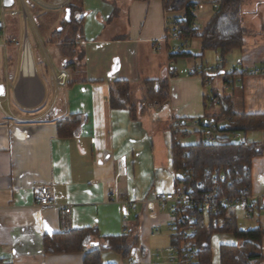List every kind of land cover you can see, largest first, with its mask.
<instances>
[{"label": "crops", "instance_id": "0c3cea01", "mask_svg": "<svg viewBox=\"0 0 264 264\" xmlns=\"http://www.w3.org/2000/svg\"><path fill=\"white\" fill-rule=\"evenodd\" d=\"M12 1L6 7L0 0V7L19 11ZM35 1L53 8L59 16L67 2ZM82 4L83 38L76 49L82 52L83 60L76 65L83 67L78 77L66 68L67 61L56 44L48 43V35L44 37L46 49L34 24L19 15L4 17L5 29L0 33V264H83V252H43L46 237L82 229L96 230L101 239L131 232L138 238V246L129 261L150 264L153 249L162 243L153 236L162 238L161 226H166L167 215L159 212L150 217L143 201L176 185L169 129L173 119L217 116L225 104L235 114H264V72L256 76L237 73L225 82L226 74L234 69L264 70L263 19L255 23L258 37L248 39L246 34L244 46L221 63L216 52L201 56L198 39L174 38L172 21L182 15L166 13L160 0H82ZM192 13L197 24L194 9ZM40 15L43 13L34 14ZM7 16L11 19L6 20ZM211 17L200 22L207 23ZM28 25L36 40L33 45ZM24 39L30 48L27 63L21 62L20 56L19 45ZM183 53L190 56L170 59ZM176 59L187 63L178 67ZM210 59L216 61L214 68L208 66ZM192 69L200 76L191 75ZM53 72H66L67 84L55 85ZM165 77L169 100L160 107L137 112L134 118L128 110L110 108L112 82H130L133 102L139 104L140 83ZM73 80L76 82L70 85ZM77 114L85 117L77 132L72 137H59L57 123ZM263 140L264 136L257 143ZM117 159L123 161L125 169L121 177H116ZM250 180L252 194L264 196V156L253 159ZM34 184L48 186L59 204L70 206L67 226L61 225L59 210L34 206ZM116 196L121 202H134V210L116 202ZM262 206L253 217L254 226H262L264 200ZM234 212L243 219L241 211ZM156 229L159 234H154ZM101 239L91 245L100 247ZM233 241L221 242L218 248L237 243ZM108 252L101 254L103 264H129L121 257L120 263L108 257Z\"/></svg>", "mask_w": 264, "mask_h": 264}, {"label": "trees", "instance_id": "16d2710c", "mask_svg": "<svg viewBox=\"0 0 264 264\" xmlns=\"http://www.w3.org/2000/svg\"><path fill=\"white\" fill-rule=\"evenodd\" d=\"M151 1V0H136ZM166 13L180 14L181 34L179 39H198L201 45V56L205 52H216L221 63H224L229 54L241 49L245 44L247 34L242 25L241 13L244 0H219L217 8L210 20L200 30L192 29L195 16L193 9L195 4L191 0H160ZM31 6L28 11L33 24L40 36L48 39V43H55L61 56L67 61L66 68L72 73L82 70V65H76L83 60L82 52L77 51V45L83 38L85 12L82 0H67L61 8L62 16L56 14L53 8ZM32 10V13L30 12ZM69 11L68 20L65 19L66 11ZM36 13H43L40 17ZM33 14V15H32ZM42 20V21H41ZM52 29L51 33L49 31ZM190 56V54L171 55ZM194 70V69H193ZM196 71V70H195ZM174 75V73L171 72ZM169 76H172V75ZM197 76L200 73L196 71ZM232 72L228 77L236 76ZM69 76V75H68ZM69 80V79H68ZM68 82V81H67ZM76 80L71 81L70 85ZM67 84V83H66ZM141 100L135 104L132 99L133 90L128 81H114L109 87V105L113 110H128L131 117L137 112H147V104L154 103L157 107L169 100L168 77L157 80L142 81L138 87ZM85 117L80 114L60 120L57 123L59 137H72L84 122ZM180 121L181 127L171 125V164L177 174L176 185L185 188L194 187L198 183L206 182V171L217 175H224L226 182L217 184L219 189L227 194H236L244 190L251 191L250 169L254 158L264 156L263 142L237 143L231 141L234 134L246 135L249 132H261L264 136V114L248 115L235 114L227 104L217 116H205L196 120ZM191 121H196L203 128L212 126L219 129L213 144L206 143L203 133L192 129L200 139L199 143L184 145L181 141L189 136ZM236 212H227L223 208L217 215H203L195 213L197 222L194 226V245L196 253L194 259L199 264H212L211 239L214 235H230L236 240V244H226L219 247V264H264V228L256 225L247 229H240L237 223ZM131 233V232H130ZM116 237L99 238L96 230L82 229L63 232L61 234L46 237L43 242L45 254H73L83 251V248L102 240L100 250L84 254L83 264H103L101 254L111 251L118 254L122 260L129 261L130 253L137 248L138 238L132 234ZM178 243L170 237V245Z\"/></svg>", "mask_w": 264, "mask_h": 264}, {"label": "built area", "instance_id": "2783aa9c", "mask_svg": "<svg viewBox=\"0 0 264 264\" xmlns=\"http://www.w3.org/2000/svg\"><path fill=\"white\" fill-rule=\"evenodd\" d=\"M20 4V10H7L3 5L0 7V33H3L5 29L4 17L10 15L11 17L22 15L24 21L30 22L33 26L32 19L28 14V10L24 3V0H18ZM213 8H217V2L213 3ZM180 19H174L172 21L174 38L179 39L181 34ZM192 29L200 30L199 24H192ZM17 45V44H16ZM21 62L27 63L30 58V48L27 40L19 45ZM220 70L221 67L219 66ZM234 73H244L245 75H260L264 72L263 69H234ZM191 75H195V70H190ZM53 81L57 86L66 85L69 76L66 72L52 74ZM151 107V105H149ZM175 127H181L180 121L171 123ZM189 128L198 130L203 133V138L206 143L213 144L216 136L219 134V129L212 126L210 128L201 127L196 121L189 123ZM240 134H234L232 139L237 143H244V139H240ZM116 177L125 175V169L123 161L117 159L116 161ZM209 176L206 182H209L211 186H207L205 183H198L194 187L185 188L182 185H175L169 192H157L154 193L151 198L143 201L148 209L149 216L155 218L159 212H164L167 215V226L170 230V237L174 240H178V243H173L167 249V260L170 264H199L195 257L196 247L194 245V226L197 222L195 213H201L203 215H217L225 208L227 212L237 209L242 212L243 219L249 221L259 213L263 208L262 201L264 196H257L252 194L251 191L244 190L236 194H227L222 189L217 187V184H224L226 182L225 176L206 171ZM173 178L176 180L177 174L173 172ZM34 187V206L38 209H57L61 213V225L67 226V217L71 214V208L68 205H61L58 203L57 198L53 195L48 186L33 185ZM17 194L18 191L15 190ZM115 201L119 204L125 205L129 210H134V202L126 200L119 201L117 196ZM154 234H159V231L154 230ZM100 247L98 245H90L83 248V254H89L92 252H98ZM164 258L161 250L156 251V259L160 263ZM132 264V261H129Z\"/></svg>", "mask_w": 264, "mask_h": 264}, {"label": "rangeland", "instance_id": "374dc122", "mask_svg": "<svg viewBox=\"0 0 264 264\" xmlns=\"http://www.w3.org/2000/svg\"><path fill=\"white\" fill-rule=\"evenodd\" d=\"M192 3L195 4V8H194V12H195V15L197 17V24H199L201 26V28L203 26L206 25V22H204L203 24L200 22L201 18H209L213 15L214 13V9H213V3L215 1H219V0H191ZM25 4L27 5V7H31V5L35 6V7H40L38 6V3L35 1V0H24ZM197 7V8H196ZM13 8H17L18 10H20V4H19V1L18 0H14V5H13ZM62 12V10H60ZM30 12L32 13V10H30ZM257 13V15H256ZM33 15V14H32ZM173 14H171L172 16ZM256 15V16H255ZM20 17L22 16L21 14L19 15ZM242 19V24H243V27L248 31L247 35L248 36V39H251V38H256L258 37V35L260 33H257V31L259 32V29L255 26V23H257V21H260L261 19L264 20V0H244L243 1V5H242V15H241ZM255 17V18H254ZM7 19H11L9 16L6 17V20ZM22 19V17H21ZM11 21V20H10ZM251 23V27H249V24ZM23 20H22V25H21V29L23 31ZM28 35H29V40H30V43L31 45H33L34 43H36L34 37H33V34H32V29H31V26L28 25ZM261 36L264 37V34H262ZM40 38L42 39V43L44 45H46V42H45V39L43 36H40ZM195 45V42L192 43V48L193 46ZM46 49H47V45H46ZM210 53H214V52H210ZM185 62L183 59H176V64L178 67L180 66H183L185 65ZM197 67L199 68L200 67V62L197 61ZM204 64H205V61H204ZM208 66L211 67V68H214L216 66V61H214L213 59H210L208 61ZM49 67V65L47 64V68ZM209 93H211V88H209L208 90ZM149 105H151V107H149ZM4 106V105H3ZM147 107L148 109H151V108H158L154 103H151V104H147ZM151 113H154L153 110L150 111ZM189 136L188 137H185L183 140H182V143L183 144H195V143H199L200 142V139L198 137V135L196 136L194 133H193V130L190 128L189 130ZM240 139H245L247 141H261V139L263 138V134L261 132H249L246 134V137H244L243 135H240L239 137ZM235 138L232 139V136H231V141L235 143L234 141ZM174 171V170H173ZM161 214V213H160ZM162 214H165L164 212ZM236 216H237V223H238V227L240 229H246V228H249L250 226L251 227H254L255 225V221L253 219L249 220V221H246V220H243L241 217H240V214L239 212H236L235 213ZM263 217V215L261 216ZM168 222L166 221V226L165 224H162L161 226V232H160V236L162 238H159V235H156V237L153 236V240H159L161 239L162 243H158V249H153V253H152V256H151V261H150V264H167L168 263V260H167V252H166V249L170 246L169 243H168V237H170V230L167 226ZM261 225L263 226L264 228V218L262 220V223ZM164 242V243H163ZM221 242H232L234 243L232 237L230 235H221V234H218V235H214L212 236V239H211V252H212V264H218L219 262V248H218V244H220ZM165 244V245H164ZM264 247V245H263ZM156 250H161L163 252V256L164 258L161 260V262L159 263L156 259ZM109 255L108 257H112L114 260H117L122 262V260L120 259V256H118V254L114 253V252H108ZM119 257V258H118ZM170 264V263H169Z\"/></svg>", "mask_w": 264, "mask_h": 264}, {"label": "water", "instance_id": "95a60500", "mask_svg": "<svg viewBox=\"0 0 264 264\" xmlns=\"http://www.w3.org/2000/svg\"><path fill=\"white\" fill-rule=\"evenodd\" d=\"M12 2H13L12 0H3V5L9 7L12 5ZM68 18H69V11L67 10L65 19L68 20ZM2 93H3V88L0 87V95H2Z\"/></svg>", "mask_w": 264, "mask_h": 264}]
</instances>
